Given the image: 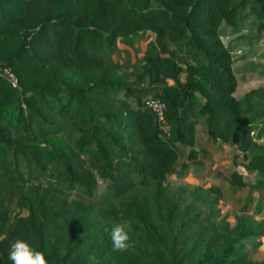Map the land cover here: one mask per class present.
Returning a JSON list of instances; mask_svg holds the SVG:
<instances>
[{
    "label": "trees",
    "instance_id": "obj_1",
    "mask_svg": "<svg viewBox=\"0 0 264 264\" xmlns=\"http://www.w3.org/2000/svg\"><path fill=\"white\" fill-rule=\"evenodd\" d=\"M223 26L264 31V0H0V264H12L16 240L48 264H264L251 255L264 244L263 198L232 225L220 187L190 189L212 211L217 227H207L200 215L181 216L167 184L207 162L197 148L204 126L214 145L248 157H234L232 189L264 190V86L236 97ZM146 34L143 99L110 55L120 37ZM149 99L165 104L162 119ZM82 154L104 178L100 195L86 165L73 162ZM25 160L38 179L22 177ZM48 165L59 168L56 183ZM240 166L258 185L246 184ZM13 207L27 215L12 217ZM116 224L130 228L127 251L112 248Z\"/></svg>",
    "mask_w": 264,
    "mask_h": 264
},
{
    "label": "rangeland",
    "instance_id": "obj_2",
    "mask_svg": "<svg viewBox=\"0 0 264 264\" xmlns=\"http://www.w3.org/2000/svg\"><path fill=\"white\" fill-rule=\"evenodd\" d=\"M254 19L255 18L250 17V21H253ZM220 35L225 44L232 49L234 56V70L238 81L236 97L240 99L248 91L263 87L264 31L258 32L255 28L251 32H247L243 29L234 30L223 26ZM243 35H246L247 38H242ZM151 41H153V36L150 34H146L139 39L130 37L129 40L125 39L124 41L123 38L120 37L117 42V47L113 50L112 55H110V59L120 67V76H122L132 87L137 94L136 96H140L143 99L151 97L149 95L147 82H143L141 80L143 73L140 70L142 58L146 53L148 44ZM119 97L125 98V93L119 94ZM191 112L195 113L194 109H192ZM197 148L204 149L208 154L205 165L200 169L191 168L192 166H190L188 168V172L185 173L184 171H180L177 175L172 176L168 180L167 184L169 185L171 194L178 202H180L181 216L185 215L184 217L187 219L189 216L200 215V222L202 225L204 224L207 227L214 225V227H217L215 220L212 218L211 209L206 205L193 202L188 191L198 185L224 182L225 177H227L228 173L232 171L231 167L233 166V158L237 155L235 153L236 150L232 145H229L228 147H225L223 144L214 145L209 140L204 126L198 128ZM244 158H242V161ZM79 161L83 162L91 173V177L94 182L92 188L96 191L97 195H100L104 191L106 184L104 178L99 172V169L97 168L95 159L93 156L91 157L86 154H82L81 156H78L77 159L75 158L73 160L76 165H79ZM186 162L187 153L184 149H182L181 161L178 168L180 169ZM215 166L217 167L215 168ZM48 167L49 169L47 170V173L52 175H48V179L51 177L56 183L60 179L59 168L49 165ZM237 171L243 175L245 182L249 187L256 186L260 182V178L254 175H249L241 168H238ZM31 172L32 169L29 167L27 160H25L21 166L22 177L25 179L31 178V181L38 179L39 176L36 177L35 173L31 175ZM213 176L218 179L213 180V178H215ZM44 181L45 180H43V182ZM247 195L248 198H250L247 214L252 215L255 213V209L261 198H263L262 202L264 203V190L256 189L250 194V188H246L242 191V194L238 197V199L247 198ZM220 209L223 216L228 217L229 222L234 225L235 221L232 214L235 213L234 209L238 211V207L231 205V202L228 201V206L224 205ZM26 215V211L19 212V210L13 207L12 217H25ZM251 255L256 260H264V244L257 252H251Z\"/></svg>",
    "mask_w": 264,
    "mask_h": 264
},
{
    "label": "clouds",
    "instance_id": "obj_3",
    "mask_svg": "<svg viewBox=\"0 0 264 264\" xmlns=\"http://www.w3.org/2000/svg\"><path fill=\"white\" fill-rule=\"evenodd\" d=\"M130 228L124 224H116L110 233L111 245L114 251H127L130 247ZM9 259L12 264H48L44 253L36 250L24 240H16L9 249Z\"/></svg>",
    "mask_w": 264,
    "mask_h": 264
},
{
    "label": "crops",
    "instance_id": "obj_4",
    "mask_svg": "<svg viewBox=\"0 0 264 264\" xmlns=\"http://www.w3.org/2000/svg\"><path fill=\"white\" fill-rule=\"evenodd\" d=\"M220 145V144H218ZM225 147H228L229 145H224ZM233 146V145H232ZM234 147V146H233ZM235 149V147H234ZM236 150V149H235ZM235 153L239 156L240 158V161H242V158H244V160L242 161L243 162H246L248 160V157L244 154H241L239 151H235ZM235 155V157L237 156ZM217 166H215L216 168ZM238 168H241L243 169V167H238ZM237 168V169H238ZM232 171L234 169V158H233V166L231 167ZM236 169V170H237ZM244 170V169H243ZM245 171V170H244ZM238 172V171H237ZM246 172V171H245ZM247 173V172H246ZM240 174V173H239ZM230 175V173H228L227 177H225V180L224 182H217V183H209V185H215V186H218L220 187V189L224 192L225 194V198L223 200V203L222 205L220 206V208H222L224 205L228 206V201L231 202V205H235L236 207H238V211H235V213L232 214V216L234 217L236 214H238L239 210H241L243 207L247 206L250 199L248 198V195L246 196L247 198H244V199H238V197L242 194V192H237L235 190L232 189V187L230 186L229 182H228V176ZM256 176V175H254ZM215 177V176H213ZM257 177V176H256ZM218 178L215 177L213 178V180H217ZM211 180V179H210ZM239 204V205H238ZM232 207V206H231ZM234 208V207H233ZM264 216V214H263ZM229 221V220H228Z\"/></svg>",
    "mask_w": 264,
    "mask_h": 264
},
{
    "label": "built area",
    "instance_id": "obj_5",
    "mask_svg": "<svg viewBox=\"0 0 264 264\" xmlns=\"http://www.w3.org/2000/svg\"><path fill=\"white\" fill-rule=\"evenodd\" d=\"M5 76L8 78V80L14 85H17V79L16 77L9 71L6 70L4 72ZM146 107L156 115L159 119H162L165 114V104L162 103L159 100L149 99L146 101Z\"/></svg>",
    "mask_w": 264,
    "mask_h": 264
}]
</instances>
